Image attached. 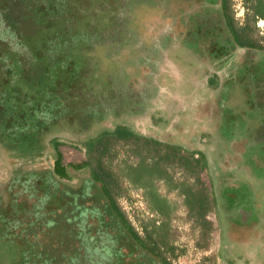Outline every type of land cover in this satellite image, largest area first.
Segmentation results:
<instances>
[{
	"label": "rangeland",
	"instance_id": "rangeland-1",
	"mask_svg": "<svg viewBox=\"0 0 264 264\" xmlns=\"http://www.w3.org/2000/svg\"><path fill=\"white\" fill-rule=\"evenodd\" d=\"M10 1L6 11L14 16L16 22L0 21V35L4 37L5 34L6 43L22 45L18 37L24 34L26 42L38 45L40 52L37 53L42 56L50 51L53 54L60 53L64 49L63 54L51 57L50 61L52 70L57 75L56 80L57 77L64 80L67 77V84L72 82V88L69 90L71 93L66 91L64 93L67 95L61 92L59 94H62V98L68 99L71 105L76 106V97L79 95L76 92L85 94L90 91L89 89L86 91L88 85H83L81 81L89 80L92 82L89 86L92 88L91 92L102 97L104 110L101 108V114L97 115L99 118L94 119L85 131L74 126L73 119H69L59 122L54 130L45 134L46 136L42 134V143L47 147L42 151L41 158L37 156L15 158L0 147V187L11 178L13 174L11 171L17 164L52 169L56 149L49 141L53 137L61 141L57 149L61 153L62 163L68 164L70 183L78 184L82 178L90 176V167L75 170L69 164L80 163L91 156L93 167L95 160L92 157H95L96 153H90L84 144L85 141L103 129H113L117 124L127 125L138 133L153 136L160 141L180 144L189 152L202 149L209 163L213 162L217 152L218 154L221 152L219 144L221 145L228 134L234 133V139L230 137L231 140H236L239 136L249 140L244 157L245 164L250 165L249 161L254 156L264 158L261 152V147L264 146L262 139L257 142L263 144H255L250 142L252 135L249 136L259 129L252 121L257 118L264 121V116L252 113L240 115V112L225 113L227 109L218 102L223 95L222 92L217 90L212 93L216 87L207 79L211 73L210 67L199 63L200 57L202 58L199 53L202 51L197 47L200 45L196 44L198 40L196 30L174 28L175 26L180 28L184 18L178 22H171L172 24L168 26L170 22L167 20L172 18L170 12L174 16L176 14L172 8L176 6L174 3L170 2V7L166 5V0H21L19 6L14 7L13 0ZM16 1L18 0H14ZM226 1L228 13L234 20L235 27L242 29L241 31L252 41L264 47V19L256 16L257 0ZM180 7L184 8L182 4ZM167 10L169 12H166ZM25 22L27 23L22 27ZM14 26L17 30L12 29ZM169 27L173 28L169 30ZM80 28L91 33L92 42L97 41L99 45H89L90 40L75 39L74 34ZM121 31L123 33H120ZM29 33L32 35L28 36ZM119 34L123 36L120 42L113 38ZM70 45H77L72 53L77 59L73 58L72 63L75 65L81 58H83L81 63L86 62L85 68L81 69L80 77L74 76V79L72 75H77L78 67L76 66L77 69L69 67L66 73L64 62L66 50L72 48ZM23 48L18 47L19 50ZM259 53L260 58L257 56V59L262 61L264 50ZM42 56L38 57L39 61ZM21 57L26 59L27 55L23 54ZM42 64L47 66L49 61ZM234 79L236 76L230 75L226 81L232 85L236 81ZM13 81L14 79L11 80ZM48 85L52 84L49 82ZM74 87L76 88L73 92ZM35 95L45 98L41 91L35 92ZM242 96L240 93L233 96L234 99L230 100L234 105L227 108L236 109L237 105L242 104ZM245 96H248V93H245ZM23 97L27 96L21 91L17 99L22 100ZM81 98L83 96H80ZM93 110L97 113L98 107ZM58 111L59 109H56L55 113ZM75 114L77 112L73 113V118ZM40 117L43 119L45 116L41 114ZM226 125L230 133L225 129ZM17 135L21 139L25 138L21 131ZM232 151L231 154H234ZM158 156L156 150L142 146L141 143L138 147L131 141H117L112 145L109 154L103 157L104 163L110 167L119 184L114 192L116 201L134 229L141 236H145L147 231L152 233L154 239L159 242L161 255L166 257L170 264H264V209L258 207L260 201L251 204L258 208H252L251 218L245 217L250 228L244 237L238 238L237 249L229 245V252L224 250L226 244L223 233L224 229H227L226 223L228 222L230 226L232 220L239 222L238 207H244L242 203H246L247 190L258 188L254 187L257 182L251 180L250 170L246 169V173L242 171L215 176L214 173L211 174L209 167L207 170L194 171L178 161L171 164L164 162L167 170L163 177L162 171H154L153 174L143 173L139 176L130 170V166H137L142 159L155 161ZM250 168L253 169V166L250 165ZM211 176L216 178L214 185L220 197L219 207H213L211 204V207H206V211L200 214L196 207L192 208L186 202L184 190L190 189L197 193L204 191L210 199ZM221 181L222 185L226 184L224 192L220 186ZM246 181L253 185L251 187L245 185ZM234 182L240 184L241 193L237 190L230 192L227 185L230 186ZM258 186L260 192L256 197L260 195L261 199L264 196V186L261 188L260 184ZM150 188L167 200L166 214L159 213L153 208L146 195ZM14 191H20L19 196L23 201L26 199L23 192L26 195L30 193L28 188ZM232 197L240 200L238 207L231 205ZM233 202L235 204V200ZM14 206L15 204L10 202L9 207ZM9 207L3 210L4 213L12 214L13 210ZM47 217L35 218V223L28 215L24 218L17 217L22 223L21 228H18L22 236L19 240L24 242H20L24 244L41 241L50 246L49 234L44 239L41 238L42 229H45L41 227V222L45 223ZM29 224L31 232H36L32 234V238L29 234L25 236L24 233L25 227ZM230 227L233 230L232 226ZM168 246L174 247V252H171ZM5 250L7 249L0 245V255L5 253ZM122 250L124 252L128 249L124 247ZM43 251L42 249L41 252ZM69 252L70 250L66 249L65 256L58 257L54 260L55 263H45L46 256L41 253L36 257L34 264H66ZM229 257L232 262L227 260ZM11 258L12 253L7 250L3 257L0 256V264H13ZM83 261L84 258L81 257L77 264H83Z\"/></svg>",
	"mask_w": 264,
	"mask_h": 264
},
{
	"label": "flooded vegetation",
	"instance_id": "flooded-vegetation-1",
	"mask_svg": "<svg viewBox=\"0 0 264 264\" xmlns=\"http://www.w3.org/2000/svg\"><path fill=\"white\" fill-rule=\"evenodd\" d=\"M165 2L166 5L169 6L170 2L176 5L172 6L176 14L174 16L173 13L170 12L172 18H169V21L167 20V22H170L168 26L172 24L171 22H178L181 18H184L185 20H182L185 23L183 24L182 21V26L180 28L178 26L174 28H178L179 30L187 29L188 31L191 29L196 30L195 33L198 35V40L195 42L197 45H200L197 47L202 51L201 54L199 53V55H202V58L199 56V63L210 67L211 73L208 75L207 79L212 81V84L216 87L212 93L217 92V90L222 92L223 95L220 96L218 102L227 109L225 113L233 114L235 112H240V115L252 113L264 116V65H262V63H264V58H262V61L257 59V56L260 55L259 52H262L264 47L254 42L246 41V43L243 44L235 41L234 36L228 29L226 18L222 12L223 0H166ZM181 4L184 8L180 7ZM166 12L169 11L167 10ZM170 28L173 27H169V30ZM243 50H245V52ZM196 51L199 52L197 49ZM125 73L126 72H124V74ZM230 75L236 76V79H234L236 81L232 85L226 81ZM122 76L123 75H121V78ZM123 79L125 81V77ZM88 89L90 91L92 90V88ZM230 92L231 95H229ZM76 93L79 94L77 95L78 97H76L77 103L87 102L90 96H94V94L89 91L85 94H80V92ZM238 93L243 95V98H241L242 104L237 105L236 109L227 108L234 105L230 99H234L233 96ZM245 93H248V96H245ZM87 94L90 96H86ZM80 96H83V98L80 99ZM93 106L98 107L97 115L101 114V108L104 110L103 103L101 107L96 104V102ZM231 121L234 122L233 120ZM252 123H256L259 129L249 134V136L252 135L250 142L263 144L264 121L257 118L254 119ZM75 125L81 130H87V128L84 129L76 123L74 126ZM225 129L230 133L228 125L225 126ZM138 134L143 135L141 133ZM233 135L234 133L231 135L228 134L221 145L219 144L222 150L219 154L217 152L214 155L213 162L211 163H209L202 149L190 151L195 158L200 159L201 163L204 162V169L207 170L209 167L211 174L214 173L213 175L215 176L219 174L223 176L226 173L232 174V172L239 173L242 171L246 173L250 170L251 180H253L254 183L257 182L254 187L258 188H249V191L247 190L248 193L245 194V196H247L246 203H242L244 207H238L240 200L237 198L234 199L233 197L231 198V205L238 207L240 211V223L232 220L230 226H232L233 230H231L228 222L226 223L227 229H224L223 233L226 244L224 246L225 252H229V245L237 249L238 238L244 237L247 230H249L250 224L245 217L251 218V210L254 207L251 205L252 202L256 203L260 201V205L257 206L264 209V196H262L261 199H259L260 195L256 197L260 192L258 191V184L261 185L260 188L264 186V158L263 156L262 158L254 156V159L252 158L249 161L250 165L253 166V169L250 168V165L248 163L245 164L244 160L249 140L245 139L244 136H239L236 140H231L230 137L234 139ZM149 137L154 138L153 136ZM261 139L262 142H257ZM40 142L43 145V149L37 150L36 152H29L25 155H15L5 149L2 144H0V147L11 156H15V158L21 159L23 156H29V158L33 156V158H36V156L40 157L42 151L47 147L46 144L42 143V140ZM163 142L177 145L182 147L184 152H189V150L185 149L180 144L171 141ZM50 145L52 146V144ZM230 149L231 151L233 150L232 152H234V154H231ZM256 151L255 155L257 154ZM261 152L263 155L264 146L261 147ZM84 168L75 170H82ZM44 169L47 170L45 167H31V165L17 164L11 171L13 172L11 178L5 185L0 187V245L11 251V259L13 261L11 262L13 264H34L36 257L40 256L39 254L41 253L46 256L45 263H55L54 260H57L58 257L65 256L64 252L66 249L70 250L69 255L66 256V264H77L81 257L84 258L83 264H161L159 258H151V260L144 257L136 244L134 245L128 237L122 233L117 220L108 208L109 206L105 198L100 194L99 189L95 187L96 185L92 184V181H90L91 174L89 177L82 178V181L76 184L70 183L71 175L67 167L65 170L67 173L65 177L52 172V168L50 169L51 173L43 174L39 172L40 174H38V176L45 175L48 181L43 184L38 180L36 181L37 184L33 185L34 181L30 177L29 172L32 171L36 173V170L41 171ZM246 169L247 171H245ZM215 179L216 178L212 176L210 178L212 190L211 198L208 203L209 207H211V204H213V207H219L218 203L220 197L217 195V188L216 185H214ZM216 183L218 184L217 180ZM247 184L249 187L253 185L246 181L245 185ZM18 185H22L23 187ZM225 185L224 183L222 185L221 181L220 186L223 187V192ZM239 185V183L234 182L230 184V186L227 185V187L231 190L230 192L237 190V192L239 191V193H241V187ZM20 188L29 189V194L26 195L25 192H23V196L26 197L25 201L19 196L20 191H14V189ZM5 196H8V198L6 199ZM221 200L224 201V198L221 197ZM234 200L235 204L233 202ZM10 202L14 203L15 206L9 207ZM3 206H5L4 209L2 208ZM8 207L13 210L11 211L12 214L4 213L3 210L8 209ZM258 207L254 208L257 209ZM247 209H249V211H246ZM221 211L222 214L225 213L222 208ZM26 215L32 218L33 223L36 222L35 218L39 219L41 216H48L45 218V223L41 222V227L45 228L42 229L43 236L41 238L44 239L49 234L50 246H48L47 243H41V241L21 243L24 241L19 240L22 236L18 228H21L22 223H20L17 217L24 218ZM11 224L14 225L10 226ZM30 227V224L25 227L24 233L25 236L29 234L32 238V234L36 232L32 233ZM122 245L123 247H121ZM88 246H90V248ZM124 247H127L128 250L123 252L122 249ZM42 249L44 250L43 252H41ZM7 250L0 256L3 257ZM227 260L232 262L231 257Z\"/></svg>",
	"mask_w": 264,
	"mask_h": 264
},
{
	"label": "trees",
	"instance_id": "trees-1",
	"mask_svg": "<svg viewBox=\"0 0 264 264\" xmlns=\"http://www.w3.org/2000/svg\"><path fill=\"white\" fill-rule=\"evenodd\" d=\"M8 3H11V1L0 0V21L9 23L13 20L16 22L14 16L6 11ZM20 3L21 0L16 2L13 0L12 4L14 7H18ZM227 11V1L225 0L224 3L223 0L222 12L226 18L228 29L234 36L235 41L243 44H245L246 41L253 43L254 41H252L245 32L241 31L242 29H237L235 27L234 20ZM255 12L257 18L264 19V0H257ZM26 23L27 22L23 23L22 27ZM22 27L20 26V29ZM12 29L17 30V27L14 26ZM80 29L74 34L75 39L90 40L89 45H99V42L97 41L92 42L91 33L89 34L87 31ZM120 33L123 32L121 31ZM31 35L32 33H29L28 36ZM5 37V34L4 37L2 34L0 35V144L15 155H25L29 152H36L37 150L43 149V145L40 142L41 135L44 134V136H46L48 132L54 130L56 125L63 120L73 119V122L82 128H89L93 120L98 117L97 113L93 110L95 108L93 104L96 102V104L101 107V104L104 102L99 101L102 98L99 95L95 94L94 96H90L87 94L86 96H90L89 101L84 103L78 102L76 106H73L68 99L61 97L62 94H66L64 92H70L69 90H71L72 82L68 85L66 80L67 77L65 80L57 77L56 80L55 78L57 75L55 74V71L52 70L50 61L51 57H57L58 54H63L64 49H62L60 53L53 54L50 51L42 56L38 54L40 52L38 45L32 44L30 41L26 42L24 34L21 37H18L22 42V45H8L5 41ZM113 38L120 42L123 36L119 34L117 37ZM19 46H22V48L24 46V48L19 50ZM58 46L61 47L62 45ZM70 46L72 48H69L68 51L66 50L64 62L66 73L68 72L69 67L72 69H77L78 67L77 75H72V78L74 79V76L80 77V74L82 73L81 69L85 68L86 62L84 64L81 63L83 60V58H81V60L78 62L76 61V64L74 65V63H72L74 61L73 58L76 60L77 57L72 53L75 50L74 47L77 45ZM22 50L25 52L21 53L20 51ZM23 54L27 55L26 59L21 57ZM39 56H42L40 61L38 59ZM48 61L49 64H47V66L42 64L43 62ZM45 67L48 68V70ZM12 79H14L13 82H11ZM8 81L11 83L9 84ZM49 82L52 85H48ZM81 82L83 85H88L87 89L92 83L91 81H85L84 79H82ZM53 87L54 89H52ZM75 88L76 87L72 90L73 92L75 91ZM84 88L86 87L84 86ZM21 91L23 92V95L27 96L23 97L22 100L17 99V96ZM37 91L43 92L45 98L43 99L42 96L35 95V92ZM59 92L62 94H59ZM56 109H59V115L58 113H55ZM80 110H82V112ZM96 111L98 112V110ZM75 112H77V114H75V118H73L72 116ZM41 114L45 116L43 119L40 117ZM20 131L23 133L25 137L24 139L19 138L17 135ZM117 141H131L138 147L141 143L142 146H148L157 151L159 156L155 161H145L142 159L137 166H130V170L139 176L143 175V173L153 174L154 171H162L161 176L163 177V174L167 170L164 166L165 161L166 164L167 162L168 164L174 163L175 161L181 162L194 171H197L198 169L203 170L205 164L204 162L201 163L200 159L195 158L193 153L184 152L182 147L168 144L146 135H140L123 124H117L113 129H103L92 138L86 140L85 144L90 153H96L94 155L95 157H92L95 160V165L93 167H91V156L89 159L80 163L69 164V166L74 169L90 167V181H92V184L96 185L95 187L99 189L100 194L105 198L109 206L108 208L117 220L122 233L125 234L134 245L136 244L144 257L149 259L159 258L161 264H170L167 258L161 255V247L158 240L154 239L153 234L147 231L145 236H141L128 221L116 201L114 192L119 184L110 167L104 163L103 157L109 154L112 145ZM50 144L56 149V157L54 159L52 172L65 177L67 174L65 170L68 164L65 165L62 163L61 153L57 149L61 144V141L57 137H53L50 139ZM39 172L48 174L51 173V170L44 169L41 171L36 170V173L32 171L29 172L30 177L34 181L33 185L37 184L36 181L38 180L43 184L48 181L45 175L38 176V174H40ZM142 186L146 187V185ZM184 192L186 194V202L190 207H196L200 214H203L206 211V207H209V197L204 191H199L197 193L190 189H186ZM146 195L157 212L166 214L165 206L167 205V200L164 197H161L154 192L153 188L147 190ZM168 249L171 252H174V247L168 246Z\"/></svg>",
	"mask_w": 264,
	"mask_h": 264
}]
</instances>
